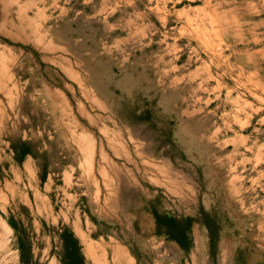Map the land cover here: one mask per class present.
Here are the masks:
<instances>
[{
	"label": "rangeland",
	"instance_id": "rangeland-1",
	"mask_svg": "<svg viewBox=\"0 0 264 264\" xmlns=\"http://www.w3.org/2000/svg\"><path fill=\"white\" fill-rule=\"evenodd\" d=\"M64 231L83 264H264V0H0V264H65Z\"/></svg>",
	"mask_w": 264,
	"mask_h": 264
},
{
	"label": "trees",
	"instance_id": "trees-1",
	"mask_svg": "<svg viewBox=\"0 0 264 264\" xmlns=\"http://www.w3.org/2000/svg\"><path fill=\"white\" fill-rule=\"evenodd\" d=\"M13 151H14L15 159L19 162H21L25 158V156L30 153L29 148L27 147V144L25 142H20L18 146L13 145ZM167 223L171 226V228H174L175 226H177V230H175V229L170 230L169 229V234L174 239H176L177 242L181 246L186 248L187 237H186V233L184 231V228H181L180 224L175 219H168ZM11 227H13L12 224H11ZM62 239L64 242L63 243L64 248H66L67 250H71L72 252L76 253V257L74 259L66 262L65 264H83L81 256L78 254L77 240L73 237V235L68 231L67 232L64 231L62 234ZM70 252L68 251V254H70Z\"/></svg>",
	"mask_w": 264,
	"mask_h": 264
},
{
	"label": "bare ground",
	"instance_id": "bare-ground-1",
	"mask_svg": "<svg viewBox=\"0 0 264 264\" xmlns=\"http://www.w3.org/2000/svg\"><path fill=\"white\" fill-rule=\"evenodd\" d=\"M7 230H8V227H7ZM11 231V229L8 230V233ZM5 242V241H4ZM3 244V243H2ZM5 244V243H4Z\"/></svg>",
	"mask_w": 264,
	"mask_h": 264
}]
</instances>
